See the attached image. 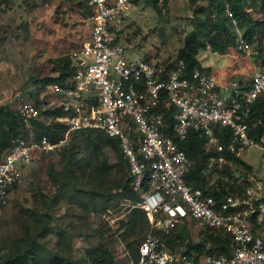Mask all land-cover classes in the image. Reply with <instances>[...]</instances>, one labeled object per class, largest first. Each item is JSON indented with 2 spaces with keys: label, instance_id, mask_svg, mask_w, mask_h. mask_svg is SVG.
<instances>
[{
  "label": "built area",
  "instance_id": "2783aa9c",
  "mask_svg": "<svg viewBox=\"0 0 264 264\" xmlns=\"http://www.w3.org/2000/svg\"><path fill=\"white\" fill-rule=\"evenodd\" d=\"M147 1L88 0L91 26L86 40L69 54L70 85H46L53 101L43 110L29 99L13 97L11 111L27 131L12 137L0 155V214L26 176L16 164L21 167L59 152L71 132L97 131L117 141L136 196L123 206L122 214L106 210L102 221L107 229L121 231L125 216L136 209L146 222L134 259L126 250L123 232L118 234L114 253L126 257L127 264H264V179L215 199L185 182L190 162L178 147L189 133H197L210 162L220 166L227 157L239 158L263 143L262 137L255 140L251 134L259 120L248 118L264 92V40L247 42L239 37L231 47L259 63L245 80H217L209 71L187 69L180 58L170 66L142 58L127 60L119 39L123 15ZM154 4L164 11V0ZM46 110L61 113L43 120L45 125L64 126L54 143L44 136L34 141L29 130V122L40 120L39 111ZM180 224L195 232L192 246L204 233L223 234L229 240L227 253L214 254L208 242L199 251L185 244L169 249L164 239Z\"/></svg>",
  "mask_w": 264,
  "mask_h": 264
},
{
  "label": "rangeland",
  "instance_id": "374dc122",
  "mask_svg": "<svg viewBox=\"0 0 264 264\" xmlns=\"http://www.w3.org/2000/svg\"><path fill=\"white\" fill-rule=\"evenodd\" d=\"M244 11L252 21L262 19L260 0H243ZM207 0H164L163 12L154 10L149 4L136 7L134 12L123 15L119 29L121 45L126 49L125 59L142 58L148 62L166 66L177 57L185 36L195 27V11L204 7L200 18H212V9L206 8ZM227 16L229 12H226ZM86 0H1L0 1V99L1 105L10 110L15 95L28 99V92H37L40 110L47 108L53 96L46 93L39 83L45 78L58 75L57 60L78 48L87 38L91 21ZM208 25L211 20L207 19ZM247 24H238L230 18L226 29L235 40L242 36ZM209 46V45H205ZM210 48V47H209ZM195 59L202 68H208L217 80L221 78L247 79L259 68L257 60L241 56L230 48L225 52H212L206 47L199 50ZM72 134L67 135V143ZM78 137V136H77ZM77 139L75 155L79 163L70 167L74 179L64 177L67 187L62 189L56 181L46 175V168L53 167L54 174L61 166L60 151L41 156L31 164H17L16 168L26 171L21 185L10 197L8 206L0 214V250L15 245L23 248L29 238L42 247L46 253L63 258L69 263L88 264L84 260L85 250L100 242L112 254L114 264H127V258L114 253L118 234L123 232L126 242H135L145 229L135 233L124 232L127 216L121 223V231L109 230L101 219L106 210L114 215L124 212L123 206L130 200L118 196L124 178L123 167L118 163L115 152L105 147L98 158L83 147ZM75 139V140H76ZM260 147V148H259ZM250 147L239 157L241 163L227 168L207 160L204 174L207 186H216L220 181L227 186L242 182H260L264 179V144ZM101 163L107 166L100 178L95 177ZM71 194L73 196H71ZM102 196H99V195ZM113 196L105 201L103 195ZM115 196V197H114ZM36 214L44 220L50 230L41 235V226ZM41 221V220H40ZM184 227L186 238L191 242L196 234ZM198 235V233H197ZM48 258V257H47ZM47 258L43 264H47Z\"/></svg>",
  "mask_w": 264,
  "mask_h": 264
},
{
  "label": "trees",
  "instance_id": "16d2710c",
  "mask_svg": "<svg viewBox=\"0 0 264 264\" xmlns=\"http://www.w3.org/2000/svg\"><path fill=\"white\" fill-rule=\"evenodd\" d=\"M1 1V0H0ZM71 1V0H67ZM88 0H86L87 2ZM193 1V0H191ZM260 9L262 12V19L259 21H252L251 18L244 11V1L243 0H207L206 8L212 9V18H207L211 20L208 25L207 19H201L200 15L204 11V7H200L195 11L196 24L195 27L188 32L183 41V46L178 50L177 57L175 59H183L186 64L187 69L197 68L199 70H206L208 68H202L198 65L195 59L199 50L203 49L205 45H209L212 52H225L226 49L233 46L234 38L231 36L230 32L226 29V23H229L230 18L234 21H238V24L242 26V23L247 25L243 29L242 38L247 42L255 40V42H261L264 40V0H260ZM154 10L159 11L154 4V0H149L146 2ZM90 16L92 15V9L89 7ZM229 12L230 16L226 15ZM89 16V18H90ZM236 41V40H235ZM58 75L54 78H45L35 83H39L41 87H44L50 83H56L58 85H70V77L73 73V67L71 66L70 59L65 56L59 58L56 62ZM169 64L168 66H170ZM28 99L39 104L37 101V92H28ZM40 120H32L29 122V130L32 133L33 140H38L41 136L46 137L50 142H57L64 131V126L59 123H50L45 125L44 121L47 118H55L60 116L61 113L58 110H46L39 111ZM249 121H257L259 123L251 130V134L255 140L259 137L263 138L264 144V92L255 100L252 105L251 113L249 116ZM167 121L171 124V118L168 117ZM168 124V125H169ZM27 129L24 128L23 123L17 118V116L11 111L6 105H0V155L8 147L9 140L17 135L25 136ZM168 135L171 136L169 129L167 130ZM72 137L66 145L60 149L59 163L62 168L56 174H54L53 167L48 166L46 168V175L48 178L56 181L58 186L65 189L68 185L64 180V177L74 179L73 172L70 167L79 163L75 155L78 151L77 139L80 138V142L83 143V147L89 149L95 158H98L101 150L105 147L109 148L116 153L118 158V163L123 167L124 178L122 183L118 186L121 187V192L118 196H124L126 199L132 201L135 200L136 196L131 191L129 186V180L127 178V165L121 158L119 148L117 146V141L115 139L108 138L101 132L97 131H74L71 132ZM78 136V137H77ZM76 139V140H75ZM179 149H181L187 159L190 162V167L185 175V182L192 187L201 190L202 192L215 197V199L222 198L223 195L229 193L240 192L243 187L251 184L249 181H244L237 186H227L228 182H219L216 186H207V179L204 174L206 169V162L210 153L206 152L203 147V141L198 137L197 133H189L184 140L178 143ZM241 161L238 157L229 156L227 161L221 166L227 168L230 164H239ZM107 169L105 163H101L97 167L95 177L100 178ZM71 196H73L71 194ZM99 196H102L101 194ZM115 197V196H114ZM105 201L113 198L110 194L103 195ZM30 216L37 218L39 221L41 230V235L48 234L50 230L45 225L43 219L36 214H32L30 211ZM41 220V221H40ZM126 229L124 232L135 233L136 230L146 229V222L144 220L143 214L132 209L127 215ZM185 230L184 227L180 225L173 228L171 234L164 239V242L169 247V249L177 248L184 245L183 235ZM141 239V238H140ZM208 242L212 247V252L214 254H225L228 250L229 240L223 236V234L212 235L204 233V238L197 245L191 246L190 243H186L187 249L191 250H202L204 244ZM135 242H126L125 246L131 258H135ZM88 264H114L113 256L111 252L103 246L100 242L97 246L88 247L84 254ZM48 257V258H47ZM47 258V264H74L69 263L61 257L56 255H50L46 253L45 250L40 247L32 237L29 238L26 245L23 248H18L15 245L4 246V251L0 250V264H43Z\"/></svg>",
  "mask_w": 264,
  "mask_h": 264
},
{
  "label": "crops",
  "instance_id": "0c3cea01",
  "mask_svg": "<svg viewBox=\"0 0 264 264\" xmlns=\"http://www.w3.org/2000/svg\"><path fill=\"white\" fill-rule=\"evenodd\" d=\"M201 66V65H200ZM209 68V67H208ZM211 74H212V71L210 72ZM201 240L199 239V242H200ZM187 242H184V244H186ZM190 244H191V246L193 245V242H192V240H191V242H189ZM196 244H198V243H196ZM211 250H212V248H211ZM212 252V251H211Z\"/></svg>",
  "mask_w": 264,
  "mask_h": 264
}]
</instances>
